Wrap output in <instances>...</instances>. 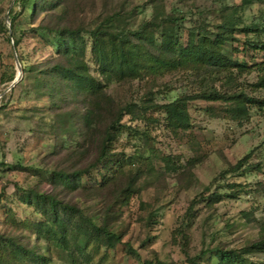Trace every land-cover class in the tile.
<instances>
[{"label":"rangeland","instance_id":"1","mask_svg":"<svg viewBox=\"0 0 264 264\" xmlns=\"http://www.w3.org/2000/svg\"><path fill=\"white\" fill-rule=\"evenodd\" d=\"M14 1L0 0V75L5 69H13L15 72L10 83L0 82V160L6 164L5 168L0 167V189L4 190L0 202V233L13 236L28 248L46 254L44 240H36L34 233L24 226L17 229V224L33 222L37 220V216L29 206L20 203V192H16L12 185L16 183L21 189L37 185L43 192H53V188L45 180L30 177L25 172L13 171L10 166L15 163L23 167L45 165L51 169L82 166L84 161L70 154L69 149L76 144L83 145L86 141L85 132L78 123L85 103L80 97L71 99L68 105L69 101L58 102V99L51 100L47 95L39 98L35 92L38 82L34 75L25 74L22 77L15 58L17 53L24 62L37 64L52 50L44 34L30 31L26 15L17 18L14 30H10L8 11L17 12ZM145 1L67 0L64 8L60 7L54 12L60 14L64 11L69 25L89 30L106 16L128 12L136 6L141 7ZM222 4L246 5L239 12L246 19L264 13V0L164 1L166 11L176 8L203 12L206 21L212 23L218 21L214 10ZM139 10L129 20L131 26L148 18L149 8L146 7L143 12ZM123 26V18H118L117 27ZM185 26H189V23ZM2 27H5L6 32ZM10 36L19 41L16 52ZM234 36L239 41L226 46L227 52L243 41L242 35ZM85 40L87 41L86 37ZM181 41L184 44L183 37ZM228 54L231 59L243 60L244 57L250 63L241 52L229 51ZM255 60L259 61V57ZM85 61L88 72L93 75L94 66L88 49ZM250 70V73L235 76V81L228 89H240L250 96L263 99L264 90L255 87L260 73ZM35 75L39 76V73L35 72ZM222 82L221 78L214 83L218 86ZM203 84V75L180 70L153 80L134 79L112 83L106 91L119 105L138 103L150 94L155 103L165 104L179 96L197 93ZM66 107L71 110L76 120L74 131L54 134L50 130L51 124H55L57 116ZM224 108L225 105L221 102H188L190 128L186 131L173 130L160 112L147 113L145 119L150 118V122H131L127 117L123 119L126 126H130L131 130L136 128L143 131L145 137L137 138L131 130L125 129L117 137L113 152L124 159L129 157L132 160L133 164L127 167L132 173L140 167L145 174L140 165L144 163H138L136 155L143 159L149 158L153 169L151 175H144L137 181L139 192L131 195L126 205L113 208L110 223L112 228L121 233V241L128 243L138 253L140 260L157 259L166 264H187L188 257L196 256L206 248L218 246L238 252L244 246L264 238V114L253 108L246 120L237 122L224 113ZM88 145L84 143L85 148ZM247 154L249 158L246 165H258L259 171L248 170L238 177L232 176L235 174L221 175ZM163 157L169 158L173 169L165 168L159 160ZM230 182H236L243 187L235 198L225 199L212 207L205 206L204 202L196 205L194 203L193 218L188 221L184 219L186 209L195 197L202 195L205 198L213 191L227 193L225 184ZM114 189L116 190L110 188L102 191L92 199L78 191L69 193L57 189L55 193L64 202L78 206L85 215L96 216L95 219L99 220L114 200L111 193ZM9 215L15 224L9 221ZM72 236L80 246H85L86 240L83 237L75 233ZM106 245L112 246V240H107ZM102 251L103 248L100 253ZM105 258L101 264H139L119 244L113 250L107 251ZM203 261L204 264H217L214 258L204 257ZM249 263L264 264V253L252 252L245 255L242 264ZM53 264L61 262L54 260Z\"/></svg>","mask_w":264,"mask_h":264},{"label":"trees","instance_id":"2","mask_svg":"<svg viewBox=\"0 0 264 264\" xmlns=\"http://www.w3.org/2000/svg\"><path fill=\"white\" fill-rule=\"evenodd\" d=\"M164 1L146 0L141 7L136 6L128 12L112 13L89 30L69 25L64 11L60 14L54 12L60 7L64 8L67 0L14 1L17 12L8 11L10 30H14L17 18L26 15L30 31L44 34L52 50L37 64L24 62L17 53L15 58L22 77L25 74L34 75L38 82L35 92L39 98L47 95L51 100L58 99V102L69 101L67 105L73 98L80 97L83 100L85 108L78 117V123L86 135L84 143L89 145L85 148L84 143L76 144L69 149L70 154L84 161L82 166L57 169L45 165L23 167L17 163L10 166L13 171L25 172L30 177L45 180L53 188V192H43L37 185L26 189H21L16 183L12 185L16 192H20V203L29 206L37 216V220L33 222L17 224V229L24 226L34 233L36 240H44L46 254L28 248L13 236L0 233V264H53L54 260L61 264H101L106 259V252L113 250L118 244L139 264H166L157 259L140 260L138 253L128 243L121 241V233L112 228L110 223L113 208L126 205L128 198L139 192L137 181L144 175H151L153 169L149 158L143 159L136 155L138 163H144L140 165L145 174L140 167L132 173L131 169H127L133 164L132 160L113 152L114 143L121 132L131 130L130 126L123 123V119L127 117L131 122L143 121L146 120L147 113L160 112L173 130L186 131L190 128L187 104L193 101L221 102L225 105L224 113L237 122L246 120L253 108L264 114V98H255L240 89H228L235 81V76L250 73V69H253L260 73L255 87L264 90V13L246 19L239 13L246 5L222 4L214 10L218 21L212 23L206 21L203 12L176 8L166 11ZM146 7L150 11L148 18L131 26L128 22L135 15L134 12L138 13L139 9L143 12ZM40 15L42 16L35 25ZM119 16L123 18V27H117V19L121 18ZM186 23L189 26H185ZM2 28L5 31V27ZM234 35H242L243 41L229 51L243 53L250 63L244 57L243 60L231 59L229 51L225 50L226 46L238 43L239 40ZM10 40L16 52L19 41L12 36ZM87 49L94 66L93 75L88 72L85 61ZM257 57L259 61L255 60ZM180 70L203 75L201 90L195 94L179 96L165 104L155 103L150 94L138 103L123 105L116 104L106 91L112 83L134 79L153 80ZM14 77L13 69H5L1 72L0 82L10 83ZM221 78V85L215 86L214 82ZM146 121L151 120L147 118ZM75 123L71 110L66 107L57 116L55 124H51L50 130L54 134L73 133ZM131 131L137 138L145 137L144 132L139 129ZM248 158L249 154L245 155L221 175L235 174L232 176L238 177L248 170L259 171L258 165H246ZM159 160L165 168L173 169L168 157ZM0 167H6L2 160ZM123 178L124 181H121ZM225 187L227 193L213 191L205 198L202 195L195 197L186 209L184 219L188 221L193 218L194 203L204 202L205 206L212 207L225 199L235 198L243 190L236 182L227 183ZM110 188H116L111 192L114 200L99 220L95 219L96 216L85 215L78 206L64 202L55 193L57 189L69 193L78 191L92 199ZM3 196L4 190L1 188L0 202ZM151 216L152 214L149 217ZM185 220L183 221L186 222ZM9 221L15 224L10 215ZM72 233L83 237L86 240L85 246H80ZM107 240H112V246L106 245ZM252 252L264 253V238L244 246L238 252L218 246L206 248L198 255L188 257L186 263L204 264V257H208L214 258L217 264H242L244 256Z\"/></svg>","mask_w":264,"mask_h":264}]
</instances>
